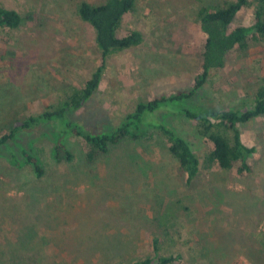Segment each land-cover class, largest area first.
Instances as JSON below:
<instances>
[{"label": "rangeland", "instance_id": "rangeland-1", "mask_svg": "<svg viewBox=\"0 0 264 264\" xmlns=\"http://www.w3.org/2000/svg\"><path fill=\"white\" fill-rule=\"evenodd\" d=\"M82 1L106 0H0L26 19L0 29V134L68 100L100 65L95 29L77 14ZM234 1L138 0L119 35L138 31L143 43L109 58L100 89L70 118L107 134L140 101L189 89L207 39L199 9ZM254 11L252 2L232 27H250ZM262 78L264 38L250 37L249 48L233 50L192 102L246 110ZM154 116L198 156L191 185L153 128L140 140L123 139L93 164L82 140L70 135L74 161L56 162L50 134L60 122L18 132L0 147V264H133L153 255L155 238L162 254H180L182 264H264V118L241 126L257 154L251 173L239 175L206 166L212 145L193 121L164 111ZM21 147L40 158L43 177L30 165L10 164L12 153L22 159Z\"/></svg>", "mask_w": 264, "mask_h": 264}, {"label": "trees", "instance_id": "trees-1", "mask_svg": "<svg viewBox=\"0 0 264 264\" xmlns=\"http://www.w3.org/2000/svg\"><path fill=\"white\" fill-rule=\"evenodd\" d=\"M252 2H255L253 24L250 27H232L238 14ZM137 3L138 0H106L101 4L88 1L79 3L78 16L95 29L96 44L101 53L100 65L83 88L71 90L68 100L56 107H47L42 113L30 116L8 132L0 134V147L7 146L16 138L18 132L32 131L46 124L58 125L60 122L63 126L50 134L54 142L53 157L56 162L74 161L75 155L66 145V138L70 135L82 140L86 148V162L93 164L100 154L107 153L110 147L123 139L140 140L148 135V128H153L165 141L169 153L178 160L187 175V184L191 185L200 173L199 158L186 140L171 126L154 116L155 113L164 111L193 121L201 137L211 143L212 149L206 157L208 168L218 167L223 172L236 168L239 175L251 173L250 159L257 154V149L245 143L241 126L256 118H264V78L255 91L252 107L246 110H211L192 101L210 76L225 68L233 50L246 51L250 37L254 40L264 38V0H236L222 7L203 6L199 9L197 20L207 39L201 70L189 89L140 101L135 110L128 113L121 124L107 134L90 133L70 118L71 113L81 109L83 102L90 100L100 89L109 58L117 52L138 47L143 43V36L138 31L119 35L125 16L135 11ZM25 21L16 10L0 5V29H16ZM20 155L22 159H19L18 154H11L9 159L12 166L20 168L30 165L37 177H43L45 169L40 158L23 147L20 148ZM160 245V240L155 238L153 255L133 264H182L180 254L164 255L160 252Z\"/></svg>", "mask_w": 264, "mask_h": 264}]
</instances>
